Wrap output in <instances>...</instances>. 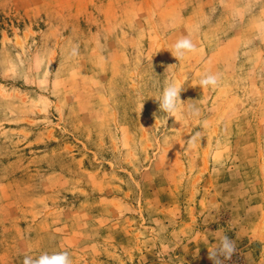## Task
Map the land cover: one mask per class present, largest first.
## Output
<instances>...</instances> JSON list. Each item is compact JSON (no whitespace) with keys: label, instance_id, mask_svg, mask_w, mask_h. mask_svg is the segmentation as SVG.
<instances>
[{"label":"rangeland","instance_id":"1","mask_svg":"<svg viewBox=\"0 0 264 264\" xmlns=\"http://www.w3.org/2000/svg\"><path fill=\"white\" fill-rule=\"evenodd\" d=\"M0 264H264V0H0Z\"/></svg>","mask_w":264,"mask_h":264}]
</instances>
